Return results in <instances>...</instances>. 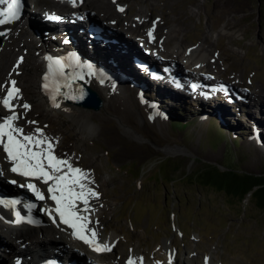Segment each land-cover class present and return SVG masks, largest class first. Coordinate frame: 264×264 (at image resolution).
<instances>
[{
    "label": "rangeland",
    "instance_id": "374dc122",
    "mask_svg": "<svg viewBox=\"0 0 264 264\" xmlns=\"http://www.w3.org/2000/svg\"><path fill=\"white\" fill-rule=\"evenodd\" d=\"M32 1L36 8L44 2H50L49 0ZM98 1L108 3L115 13H125L130 19L140 5L147 13L152 8L156 15L163 12L169 20L167 27L175 25L178 28L177 39H183V36H186V43L190 45L204 43L205 46H210L212 59L217 63L210 75H217L218 70L217 76L224 78L217 77L216 82H223L233 87L235 83L229 78L225 79L233 78L239 86L246 89V93L256 95V97L245 96L248 101L252 97V101L258 104L259 108L255 107L257 111L252 113L250 108L252 103H250L251 106L248 102L245 103L247 100L242 101L243 108L247 110H243L242 107L237 108L239 111L234 108L226 109L215 105L214 102L208 104L212 107L206 108L207 106L199 104V101H192L191 97H188L184 104L183 94L177 91L171 93L172 90L168 89L169 84L165 83V87L158 85V81L153 80L146 72L140 73L132 59H112L108 66L117 69L118 76L114 78L119 79L121 83L124 79L132 89L130 88V92L120 93L128 95L125 102L121 100L120 94L119 99L107 97L105 101L109 112L105 108L107 112L102 109L99 115H95L97 113L94 112V114L89 113L94 116L96 123L104 125V128H99L93 135H88L86 130L84 133L78 131L74 119L58 111V113L51 111L49 114L38 115L34 106L37 101H40L34 84L38 70L36 73L29 74L28 81L21 80V77L18 79L25 93L22 101L30 100L27 105L32 104L33 107L29 110L28 118L22 120V124L27 125L28 132L32 134H36V128L41 129L44 134L36 136L39 139L47 138L52 141V151L67 152L71 146L68 154L62 153L64 160L66 156L69 158L74 156L76 142L84 140V147L88 149L86 154L94 153L92 157L95 156L98 159L97 167L101 169V175L112 177L107 184L109 193L114 197L110 199L113 204L112 210L106 211L100 221V228L92 229V232L96 231V235H106L112 233V231L111 233L106 231L108 227L118 230L117 235L123 237L125 242L118 239V246L108 255L115 256L116 259L120 258L119 264H122V259L128 257L133 250L136 251L139 244L141 250L146 251L147 255L152 256L153 251L160 252L169 259L170 255L164 252V246L169 245L170 242L176 244V249L171 248L173 251L178 249L182 252L174 254L175 261L178 259L182 261L186 253H189L191 257L189 264H202V260L212 253L215 264H264V209L256 208L250 195L246 194L247 196L241 201L232 200L223 192L196 184L194 177V174L199 169L205 168L206 164L219 165L220 168L231 164L244 172L264 174V150L254 147L255 143H252L248 136L244 137L242 133L245 128L235 131L237 138L224 128L227 127L230 130L237 128L242 125L240 121L245 120L244 124L247 123L257 129L258 133L260 132V138L264 140V103H262L264 101V5L262 1L165 0L166 2L161 3L162 0H117L120 5L122 3L128 5L123 12L115 9L116 0ZM44 9H39L37 15L43 13ZM175 9L181 11L178 20H173ZM154 21L156 20L150 18L142 25V36L145 34L144 30L152 27ZM20 29H23L24 33L19 37ZM73 30L75 36H85L80 33L78 27H74ZM11 33L10 39L14 40L11 43L12 48L1 51V53H8V62L12 63L13 56L18 52L17 48L21 47V44L26 46L27 43L32 42L29 49L26 47L28 52L21 69L23 71V67H27L31 58H35V62L38 63L36 51L43 48L44 43H48L47 39L40 37V33L36 36L33 30L31 33L27 25L12 28ZM32 36L40 38L38 48H36L38 40ZM118 40L121 39L118 38ZM120 44L122 43L118 45ZM110 45L114 44L95 45L92 48L93 54L98 58V54L109 50ZM114 47L118 46L114 45ZM87 48L89 47H86V50ZM1 49L2 45H0ZM1 53L0 62L2 61ZM137 55L143 57L142 53ZM158 60L153 61L156 66ZM3 74L0 79L4 77ZM103 79L105 83L110 82L111 78L104 75ZM117 84V82L111 84L110 88H117ZM29 85L34 92L27 91L26 87ZM254 89L257 92H253ZM137 91L145 92L148 95V101L154 99L158 103L150 104V109L147 108L148 114H144V111L140 109L139 97L133 96ZM100 94L104 99L103 94L101 92ZM230 94L226 90L220 93V102L230 103L231 106L237 105L239 100L236 98L235 103L230 102L231 99L233 100ZM22 101L19 103L21 104ZM126 105H130V109H127ZM155 110L159 114H156ZM248 110L252 113L250 117H248ZM167 113L170 114L168 117ZM156 115L164 120L162 121ZM197 115L203 119L201 121L196 119ZM217 115L223 116L220 122L224 127L218 119H211L218 117ZM173 116L186 120L193 118V122H189L187 130H176L171 126L172 123L167 121ZM204 117L211 120L204 121ZM196 120L204 124L195 122ZM213 124L217 128L221 127L216 129L217 131H222L214 138L212 136L216 130L212 128ZM247 124L246 128H248ZM173 145L182 147L181 149L184 150L175 153L168 150L167 147ZM227 145L231 146L233 158L229 153L226 155L229 152ZM76 148L81 150L82 147L78 145ZM175 216L178 217L177 223L180 221L179 218L183 220V224L181 223L183 233L172 223ZM90 217L91 215H88L91 220ZM5 242L8 245L11 244L9 238H6ZM132 242L137 245H133ZM76 248L77 251H81L82 256L87 257L83 248L77 246ZM90 260L98 261L97 257H92Z\"/></svg>",
    "mask_w": 264,
    "mask_h": 264
},
{
    "label": "bare ground",
    "instance_id": "6f19581e",
    "mask_svg": "<svg viewBox=\"0 0 264 264\" xmlns=\"http://www.w3.org/2000/svg\"><path fill=\"white\" fill-rule=\"evenodd\" d=\"M50 2H44L43 4L39 5V9L45 8L43 10V13L45 14H51V13H57L59 12L63 16L68 17L69 24L62 25L61 31L65 38L64 41L60 42L63 45V52H69L73 49L77 52V59L78 62L85 61V58L91 59L96 65L103 64L101 68L103 69L102 75H108L109 78L111 77V74L108 72H115V76H118L117 69L111 68L108 66L113 60H128L132 59L135 65L138 67L140 63H137L136 59L142 58L146 61V64L143 65V68L146 69L145 71L149 73H158V71H161L160 66L157 67L153 61H156L159 58L164 59L167 61L170 65L173 63H177L176 66H179V69H172L171 71H168V76H163V78L166 80L164 82L167 83V79L169 77H172L174 80L178 81L180 85L184 84V81L187 80H196L198 79H206L209 77H213L210 75L212 73V69L217 66V63L212 59V49L208 45H204V43L198 44L196 46L190 45L187 42V37L183 36V39H177L176 34L178 32V28L173 25L170 27H167V23H169V20L163 15V12H160L156 15L154 8H152L149 12V14H143L142 7L139 6L137 9V12L134 15V18H129L125 13L119 14L115 13L111 6L108 3H104L98 0H71L72 4L68 5L67 3H64L62 0H49ZM115 1V0H111ZM146 1V0H145ZM26 2V0H25ZM29 2L31 10H27V13L29 17H26L27 19V26L28 30H33V33L37 36V33H40V37L45 39L44 37L51 38L49 35H47V32H51L50 28H48V22L47 19L48 15H45L44 18L41 17L38 13V8L34 6V2L32 0H27V3ZM119 1L116 0L115 5L117 7H121L120 9H123V6L118 3ZM162 2H166L165 0H162ZM114 5V6H115ZM160 6V4H158ZM163 6V5H161ZM50 8L51 10H47ZM24 10V7H22L23 13L26 11ZM126 7L122 10L125 11ZM121 11V10H120ZM162 11V9L160 10ZM81 12H85L84 21L86 22V25L83 27L82 30H79L80 33H83L85 36H75L73 34L74 27H82V24L78 22V16ZM181 11L178 9H175L174 11V19L178 20L180 17ZM156 17V18H155ZM150 18L155 19L154 24L151 25L152 27L146 28L144 30V36L141 35V27L145 23H147ZM50 19V18H49ZM112 22H110V21ZM109 21V23H108ZM96 22V24H95ZM92 24V27H95L94 31H91L87 28V25ZM18 25H14V28H17ZM57 29V27H56ZM80 29V28H79ZM110 30V32H109ZM151 30V38L149 37V31ZM12 28L9 31H4L2 34V37H0V45H2L1 51H4V49L12 48L13 45H11L12 41L10 39L12 33ZM19 37L23 35L24 30H19ZM33 34V35H34ZM113 34L118 36L119 39L116 43L111 42V38L113 37ZM18 35V34H17ZM44 36V37H43ZM13 37V36H12ZM18 37V36H17ZM18 37V38H19ZM139 38L143 41L145 50L142 52V48L135 49L133 44L138 45V40L136 38ZM49 40L51 45L55 46V38ZM16 39V38H15ZM49 43V42H48ZM47 43V44H48ZM119 43H122L118 45ZM108 45V44H114L118 47H114V45L109 46V50L105 51L103 54H98V58L93 54L92 48L95 45ZM24 45V44H23ZM21 44V47L23 48L25 52L22 55V59L19 60H13L12 63L8 62L9 55L8 53H1V62H0V76L3 74V78L0 79V85L3 82L10 83V81H15V86H18L19 78L23 81H28L29 74L36 73V70L39 69V66L41 64H38L35 62V58H31V61L28 63L27 67L22 66L25 61V57L27 55V52L29 47L32 46L31 43H27L26 46H23ZM46 43L43 44V47H45ZM10 46V47H8ZM40 46V42L38 41L36 44V48ZM140 46V45H139ZM27 47V49H26ZM86 47L88 50H86ZM53 48V47H51ZM37 50V49H36ZM38 52V50H37ZM135 52V53H134ZM132 53L134 54L132 56ZM138 53H142L143 57L138 56ZM136 54V55H135ZM18 55V52L16 53ZM92 55V56H90ZM95 58V59H93ZM97 58V59H96ZM33 60V61H32ZM107 64V65H105ZM181 68V70H180ZM106 71V72H105ZM149 75V74H148ZM187 76L184 77L183 76ZM39 76V75H38ZM149 77H151L149 75ZM152 78V77H151ZM155 80L154 78H152ZM157 81V80H156ZM109 83V85L107 84ZM115 83V82H114ZM203 83V82H202ZM217 84H222V82H215ZM37 86L39 84L36 81ZM111 82H105L102 84H96V87L99 88V91L104 96V101L109 98H120V95L118 94L117 90L119 89V84H117V88H110ZM106 85L107 90L103 89ZM159 85V82H158ZM225 86L228 87L227 84L224 83ZM12 86V85H10ZM9 86V87H10ZM144 86V84H143ZM146 86V84H145ZM190 83L187 82L184 87L182 88L184 91L189 88ZM28 92H34V89L29 85L26 87ZM102 88V89H101ZM172 86H168V89L171 91ZM37 89H39L37 87ZM180 90V89H179ZM122 91V90H121ZM22 92H24V89L22 87ZM37 92V91H36ZM255 92V91H254ZM107 93V95H106ZM171 93H175V91H171ZM179 93V92H177ZM41 99L40 101H37V103L34 104L35 106V112L39 115L49 114L51 111H58L60 114H65L67 117L74 119V123L80 133H84L85 130L87 131L88 135H93L99 128H104V125H99L96 123L94 116H91L89 112L70 105H66L63 103L56 94H49L45 92H40ZM105 94V95H104ZM6 94L3 93L1 95L0 91V100L3 99V97ZM176 95V94H175ZM187 92L183 96H186ZM32 94L30 95V98L32 100ZM55 96V103L59 104V107L53 106V100L52 97ZM106 96V97H105ZM252 98V97H251ZM249 99V105L252 103V99ZM128 99L127 94L121 95V100H124V102ZM24 100V95L19 96L17 99L12 101L13 109L8 110L6 108H3V110L9 114H13V111L17 114L19 122L17 127H20L24 130V133L26 134H32L28 132V126L25 124H22V120L24 118H28L29 110H31L32 104L29 105V108L24 110L23 105H21L19 102ZM34 100V99H33ZM247 100V97H243V101ZM251 100V101H250ZM30 100H27V103ZM152 105L158 104L156 100L151 99ZM262 101V100H261ZM105 105L106 101H105ZM251 106V105H250ZM127 109H130V105H126ZM120 108V107H119ZM152 111V110H151ZM154 117V116H153ZM16 121V120H15ZM127 129V128H126ZM129 130V128H128ZM129 132V131H127ZM33 135H35L33 133ZM133 135V134H132ZM84 140H79L75 144L74 149V156H71L70 158L66 156V160L72 164L73 167L82 169L86 175L83 176L80 183H83L85 185V188H91L95 192H99L98 197H89V204H88V210L87 211H80L83 213V215L77 213L79 216L84 217L86 219H81L78 221V224H83L84 228L82 229L81 233L84 235L87 239H92V229H96L97 227L100 228V221L105 216L107 210H112V203L110 202V199H114V197L109 193V190L107 189V184L109 181H111L112 177H103L101 175V169L97 167V161L98 159L92 155L93 152H90L86 154L87 147H84ZM80 145L82 148L81 150H78L76 146ZM168 150H172V152L176 151H182L184 149H181L182 147L179 146H168ZM91 155V156H90ZM100 161V160H99ZM46 165V162H45ZM47 168V167H46ZM62 172H67L66 166L62 169ZM36 186L38 188H41L45 191L48 184L43 183L42 180L36 179L34 181ZM51 182H49L50 184ZM37 188V189H38ZM75 191L79 192L80 188L76 186L74 188ZM40 191V190H39ZM43 191V192H44ZM42 192V191H40ZM25 193L24 190H22L18 185H11L6 184V186H0V194L5 195V199H9L11 195H18ZM59 195V194H57ZM7 196V197H6ZM8 201V200H7ZM40 205H42L43 201L37 202ZM79 206V209H83L84 205L81 201H77L76 203ZM75 211V209H73ZM17 213L19 214V217H22L21 221L17 223ZM33 212L27 213V211L24 208H21L17 206V204L13 205L12 207L6 206V205H0V215L3 217V219L7 220V222H2L0 218V236H2L4 233H6V230L9 232H13L15 234V240L17 241V247L21 248L26 246V251L28 252H35L38 256H44L47 254H51L50 249L51 246H56L58 242L66 241L64 238L65 233H63L64 229L72 230V228L63 227L62 229H59L56 225L48 223L49 218H45L42 216H38L37 220L41 222L39 228H30L27 221L28 216L33 215ZM88 215H91V220L88 218ZM97 222V223H96ZM96 223V224H95ZM34 230H37V234L40 233L42 237H45L46 239L42 241H48L51 246L44 247L40 244V241L38 242V238H36V235H34ZM5 231V232H4ZM33 232V234H32ZM96 232V231H95ZM35 233V234H36ZM95 241L97 244L101 245V247L107 246L108 249H116L118 246V239L116 235L106 234V235H95ZM75 246L83 248L86 253V256H82V253L80 250H78L79 253H81V256L83 258L78 259V264H119L120 258H117L115 256L111 257L108 255L109 250H101L96 251L94 250L93 246H89V244H86L83 242V240L74 239L71 241ZM73 248V247H72ZM43 249V250H42ZM52 249V248H51ZM18 250V249H17ZM47 250V254L42 253ZM20 251V250H19ZM44 254V255H43ZM86 255V254H85ZM170 255V254H169ZM97 257L98 261H92L90 258ZM129 259L133 261V264H147L146 261L143 259V255L140 256L136 253L135 250H133L128 257H124L122 259V264H128ZM174 259H176V255L174 256ZM191 257L189 256V253H186V256L182 258L183 264H189V260ZM194 261V260H193ZM203 261V260H202ZM203 263L206 264H212V257L210 256L206 261ZM152 264V263H150ZM169 264H172L170 262Z\"/></svg>",
    "mask_w": 264,
    "mask_h": 264
},
{
    "label": "snow or ice",
    "instance_id": "6c2138e0",
    "mask_svg": "<svg viewBox=\"0 0 264 264\" xmlns=\"http://www.w3.org/2000/svg\"><path fill=\"white\" fill-rule=\"evenodd\" d=\"M0 4H6L7 7L0 10V25L11 23L19 18L21 9V0H0ZM123 10V9H119ZM52 19H59L58 17H50ZM2 35V33H0ZM149 37L151 38V30L149 31ZM46 59H51L47 57ZM56 64L59 65L60 61L56 60ZM47 79V77H45ZM15 81H11L12 87L7 89L6 95L0 100V104L8 110L13 109L12 101L18 98L19 89L15 87ZM47 87V85H44ZM195 88V85H193ZM53 106L59 107V104L55 103V96L52 97ZM25 109L29 108V105L24 104ZM18 116L13 111L12 115H9L3 119L0 123V146L3 147V151L6 154L7 159L12 163L10 171L16 173L25 178H35L42 180L43 183L48 184L49 198L56 204L55 212L59 215L60 222L74 229L73 235L83 240L84 243L93 246L94 250H109L107 246L101 247L95 241V232H92V239H87L81 234V230L84 228L83 224H78L81 219H86L79 216L77 213L80 211H87L89 204V197H98V193L91 188H85L83 183H80L86 173L82 169L75 168L67 160L57 158L52 151V143L47 138L39 139L36 135L26 134L20 127L13 125V121L17 120ZM35 123V122H31ZM37 134H42V130L35 129ZM6 138V140H5ZM47 145L44 147V145ZM46 162V165H45ZM66 166L67 172L61 175H55L53 173H61L62 169ZM51 169V173L46 170ZM49 182H51L49 184ZM11 183H16L11 181ZM78 186L80 191L77 192L74 188ZM27 187L35 193L38 200L45 199V196L35 187L34 184H28ZM59 193V195H57ZM81 201L84 205L83 209L76 208V201ZM16 200H0V205L13 206L17 204ZM30 207H34L31 205ZM76 208L75 211L73 209ZM17 223L20 222L22 217H19L17 213ZM32 221L30 220L29 223ZM55 222V221H54ZM17 264H20L17 261ZM128 264H133V261L129 259Z\"/></svg>",
    "mask_w": 264,
    "mask_h": 264
},
{
    "label": "trees",
    "instance_id": "16d2710c",
    "mask_svg": "<svg viewBox=\"0 0 264 264\" xmlns=\"http://www.w3.org/2000/svg\"><path fill=\"white\" fill-rule=\"evenodd\" d=\"M261 1L264 5V0ZM194 177L196 184L223 192L232 200L241 201L245 196L250 195L256 208L264 209V174L240 172L231 165H227L222 170L208 165L199 169Z\"/></svg>",
    "mask_w": 264,
    "mask_h": 264
},
{
    "label": "water",
    "instance_id": "95a60500",
    "mask_svg": "<svg viewBox=\"0 0 264 264\" xmlns=\"http://www.w3.org/2000/svg\"><path fill=\"white\" fill-rule=\"evenodd\" d=\"M64 97L71 103L78 104L87 109H99L101 100L90 88H80L77 81H69L61 86Z\"/></svg>",
    "mask_w": 264,
    "mask_h": 264
}]
</instances>
